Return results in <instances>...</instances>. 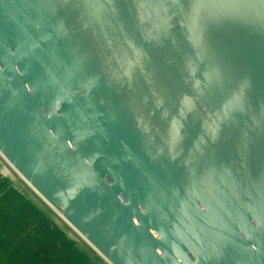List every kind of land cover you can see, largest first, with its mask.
<instances>
[{"label":"water","instance_id":"water-1","mask_svg":"<svg viewBox=\"0 0 264 264\" xmlns=\"http://www.w3.org/2000/svg\"><path fill=\"white\" fill-rule=\"evenodd\" d=\"M0 154L108 264H264V0H0Z\"/></svg>","mask_w":264,"mask_h":264},{"label":"crops","instance_id":"crops-1","mask_svg":"<svg viewBox=\"0 0 264 264\" xmlns=\"http://www.w3.org/2000/svg\"><path fill=\"white\" fill-rule=\"evenodd\" d=\"M28 187L23 192L19 181H0V264H78L79 255L85 261L81 264H92L85 259L86 250L72 246L65 232L55 233L46 224L42 231L39 219L46 215V204Z\"/></svg>","mask_w":264,"mask_h":264},{"label":"rangeland","instance_id":"rangeland-1","mask_svg":"<svg viewBox=\"0 0 264 264\" xmlns=\"http://www.w3.org/2000/svg\"><path fill=\"white\" fill-rule=\"evenodd\" d=\"M0 168L1 170H4L3 172V176L0 177V181L2 182H16L19 181L21 186H22V190L23 192L26 191L27 189H25V186H29L28 183L22 179V177L17 173V171L11 166L9 165L6 160L4 159V157L0 154ZM28 188H31L30 186ZM30 190L33 189L31 188ZM39 197V196H38ZM40 200H42L39 197ZM43 201V200H42ZM44 202V201H43ZM44 204H46L44 202ZM45 212L46 215L44 216V219H39V226L42 227V231L45 230V228L43 227L44 224H46V226L50 225L52 226L51 229L52 231L54 230L55 233H62L65 232L66 235L70 238L69 241L71 242L72 246H75V248L79 247L82 249L86 250V258H89V262L92 264H108L77 232L75 229H73L70 225H68L61 217L60 213L61 211L57 208H54V210H52L47 204L45 205ZM40 209H43L42 207H39ZM47 208V209H46ZM43 213V211H41ZM59 212V213H58ZM41 214V213H40ZM44 214V213H43ZM48 227H46L47 229ZM39 229V230H41ZM70 244V243H69ZM70 245V247H72ZM82 256H78L77 259V263L81 264L82 262H85L82 260ZM73 260V262H75L74 259H72V257L70 258V262ZM92 260V261H91ZM65 264V263H64Z\"/></svg>","mask_w":264,"mask_h":264},{"label":"built area","instance_id":"built-area-1","mask_svg":"<svg viewBox=\"0 0 264 264\" xmlns=\"http://www.w3.org/2000/svg\"><path fill=\"white\" fill-rule=\"evenodd\" d=\"M7 162V161H6ZM8 163V162H7ZM9 164V163H8ZM10 165V164H9ZM49 206V205H48ZM52 210H54V208H52L51 206H49ZM55 211V210H54ZM63 219V218H62ZM64 220V219H63Z\"/></svg>","mask_w":264,"mask_h":264},{"label":"bare ground","instance_id":"bare-ground-1","mask_svg":"<svg viewBox=\"0 0 264 264\" xmlns=\"http://www.w3.org/2000/svg\"><path fill=\"white\" fill-rule=\"evenodd\" d=\"M58 213H59V212H58ZM60 215H61V217H63V216H62V213H60Z\"/></svg>","mask_w":264,"mask_h":264}]
</instances>
